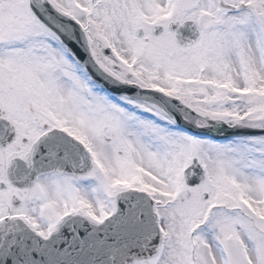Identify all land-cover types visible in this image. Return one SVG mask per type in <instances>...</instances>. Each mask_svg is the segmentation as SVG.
<instances>
[{"label": "snow or ice", "instance_id": "obj_1", "mask_svg": "<svg viewBox=\"0 0 264 264\" xmlns=\"http://www.w3.org/2000/svg\"><path fill=\"white\" fill-rule=\"evenodd\" d=\"M0 264H264V0H0Z\"/></svg>", "mask_w": 264, "mask_h": 264}]
</instances>
